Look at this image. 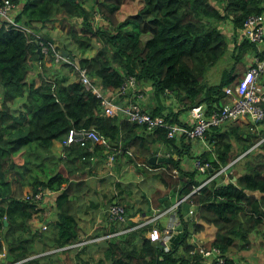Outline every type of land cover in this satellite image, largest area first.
I'll use <instances>...</instances> for the list:
<instances>
[{
	"label": "trees",
	"instance_id": "obj_1",
	"mask_svg": "<svg viewBox=\"0 0 264 264\" xmlns=\"http://www.w3.org/2000/svg\"><path fill=\"white\" fill-rule=\"evenodd\" d=\"M12 3L19 7L18 0ZM128 5L138 6L135 15L116 23V14ZM99 13L112 28L97 23ZM259 15L264 16V0H23L12 22L1 20L0 255L5 256L0 264L53 262L55 253L47 252L61 249L68 254L80 250L68 264H205L200 255L190 254L197 246L193 236L204 230L203 224L216 228L213 240L205 245L217 248L224 264H235L231 255L257 246L264 239V121L259 124L260 133L240 122L211 128L203 138L208 149L195 157L192 152L202 143L200 139H169L165 128L149 132L125 120L121 113L105 116L100 100L78 78L79 70H86L92 85L101 86L116 99L124 97L117 94L124 81L134 77L139 86H149L158 100L155 107H148L152 117L184 124L180 115L195 106H204L209 114L228 102L224 88L237 80V64L246 55L252 53L264 60L258 45L248 39L239 41L247 18ZM51 21L63 25L79 56L68 50L65 42L39 33ZM223 23L232 27L235 62L223 72L219 84L210 85L205 79L207 71L226 57L230 46L220 28ZM46 37L60 46L54 48ZM94 39L101 47L86 57ZM40 43L49 55L55 56L60 47L69 51L58 65L71 68L74 80L68 74L48 80L44 74L38 86L29 83L34 63L43 73L48 71ZM171 93L178 103L176 112L164 105L163 97L169 98ZM19 99H24L23 103L14 107ZM72 128L94 131L103 143L72 144L55 156L51 150L54 142L62 144ZM157 146L164 149V156L170 155L168 162H149L157 155ZM106 150L114 155L117 169H121L120 157L126 158V164L133 165L134 178L138 174L141 181L152 177L163 184L167 192L159 198L158 211L169 208L170 198L164 201L168 191V196L171 193L178 200L188 196L177 207L181 230L169 240L168 250L148 238L158 223L135 228L140 222L132 220L124 226L134 228L128 233L70 248L81 241L76 215L87 182L94 175L93 161L106 158ZM185 157L209 168L204 174L195 167L184 168ZM226 167L225 174L200 188ZM12 171L20 178L15 187L9 178ZM24 187H30V199L23 194ZM40 193L41 199H34ZM47 196L53 202L51 209L42 207ZM120 203L117 200L116 204ZM125 209L130 218L139 212L149 213L147 206L133 209L128 203ZM191 209L192 218L187 216ZM49 210L53 215L46 218ZM88 253L90 257H81Z\"/></svg>",
	"mask_w": 264,
	"mask_h": 264
},
{
	"label": "built area",
	"instance_id": "obj_2",
	"mask_svg": "<svg viewBox=\"0 0 264 264\" xmlns=\"http://www.w3.org/2000/svg\"><path fill=\"white\" fill-rule=\"evenodd\" d=\"M15 10V4L12 0H5L0 4V21L8 20L13 21V13ZM98 20V17L96 18ZM264 16H250L247 18L244 24V28L240 30L241 39H248L250 42L256 45L262 44L264 40ZM41 52L45 58L49 56V51L46 46L40 43ZM59 52L55 53L54 63L59 64L65 61ZM264 75V60H260L255 57L247 71L243 74L242 78L234 84V86L224 88V93L228 97V102L224 104L219 110L213 111L209 114L206 113L205 107L200 105L192 108L189 111V116L184 124L169 123L163 117H152L141 106V102L134 100L127 104L117 105L107 95V91L102 89L99 85H92L91 78L86 70H79V81L87 88L90 89L101 103V111L105 116H115L118 113L123 115V118L132 124L144 127L145 130L152 132L158 128L167 129V138H176L185 136L188 139L203 140L205 133L211 128L221 127L225 124H231L235 122L243 121L247 119L251 128L258 130V127L264 121V86L261 84V80ZM137 82L134 77H128L121 85L117 94H123L124 96L129 93L135 94L137 92ZM138 97H141L138 94ZM115 98V97H114ZM113 98V99H114ZM89 142L102 144L103 140L94 131L70 129L66 140L62 143L63 147H68L72 144H79L85 146ZM92 151L93 149L90 148ZM167 154V158H169ZM109 162L114 161V156L111 154L108 158ZM195 169L204 174L209 168L208 164H202L198 160L193 165ZM226 168L221 169L217 174L207 179L202 183L200 188L213 180L215 177L221 174H225ZM231 170V169H230ZM177 174V171H174ZM228 174V171H227ZM34 198V197H31ZM188 196L176 201V204L168 209L154 213L151 217L143 218L140 224L135 228L141 227L149 223H157L158 220L167 213L175 214L177 207L186 200ZM26 199H30L29 196ZM36 200L41 199V193L35 196ZM107 214L110 223L122 226L117 232L103 236L102 238H95V240H105L108 238L116 237L125 233H128L134 228H124L128 220L132 218L128 217L126 209L120 204H110L107 209ZM193 210L188 213V217H191ZM193 216V215H192ZM138 223V222H136ZM180 227L178 219H174L172 223L165 226L162 229L154 228L148 232V238L153 242L161 244L162 248L168 250V242L176 233V230ZM95 242V241H93ZM91 243V242H89ZM85 244L84 241L78 242L71 246L81 247ZM63 250V249H61ZM58 251V250H56ZM47 253H55L54 251H48ZM192 256L200 255L204 259L205 264H224L225 258L221 255L220 251L214 247H207L205 244H197L196 248L190 252ZM5 255H0V258H4Z\"/></svg>",
	"mask_w": 264,
	"mask_h": 264
},
{
	"label": "crops",
	"instance_id": "obj_3",
	"mask_svg": "<svg viewBox=\"0 0 264 264\" xmlns=\"http://www.w3.org/2000/svg\"><path fill=\"white\" fill-rule=\"evenodd\" d=\"M18 1H19V7H16V5H15L16 11L13 13V18L21 10L23 0H18ZM52 22L54 23L57 21H51L49 23H52ZM49 23H47V24H49ZM47 24H45V25H47ZM45 25L40 29V31H39L40 34L45 33L43 30L48 29V28L43 29L45 27ZM228 25H229V27H231L230 23H228ZM263 25H264V22H263ZM231 30H232V27H231ZM55 31H57V30L54 29L53 31H51L50 36H52L53 39H61V38L56 37L57 35L54 34ZM240 40H241V38H240ZM263 42H264V40H263ZM263 42H262V44H263ZM65 44H67V43H65ZM262 44L257 46V49L259 51H264V49L262 48ZM68 50H72V52H73V48H71L70 46H68ZM255 57L256 56L252 53H249L248 55L245 56V60H246V62H248V67L251 65V63L255 59ZM35 65H36V63H35ZM45 65H46V68L49 69V67H48L49 65L48 64H45ZM38 67H39V65H38ZM55 67L59 68V65L55 64ZM48 72H49L48 75H46L45 73L42 72L41 68L38 72H31V74L29 75V79H28L29 83H34L35 85L38 86L40 83V78H42V76H44V74L47 76L48 80H51V79L56 78V77L61 79L64 75L62 72L61 73H51V70H48ZM69 79L71 80L70 76H69ZM239 80L240 79H238L237 82ZM261 84L264 86V75H263V78L261 80ZM136 89H137V92L135 94L130 93L124 97L112 99V101L115 104H127L131 101L137 100V101L141 102V106L143 107V109L146 112L148 111V107L150 105H152L153 107L156 106V104L158 103V100L153 98L152 91H151V88L149 86L142 87V86H139L137 84ZM138 94L141 97H138ZM19 100L22 101L21 103H23V101H24V99H19ZM163 101H164V105L166 107L173 108V111L176 112L179 109V107L175 101V97L172 96V93L170 94L169 98L163 97ZM188 116H189V111L187 113L181 114L179 119L182 122H186V119ZM121 117L122 116H119L120 119H122ZM240 123H244V124L249 125V121L247 119L240 121ZM260 128H261V126L258 127L259 133L261 131ZM155 151H157L156 156L158 158L167 157V155H165V156L163 155L164 149L161 146H157ZM62 152H63L62 144L60 142H54V144L52 146V153L55 156L59 157L62 155ZM201 152L202 151H200L199 153H201ZM104 155H106V158L96 159L95 161H93V165H92L91 169H92V172L94 175L87 182L86 192L83 193L84 196L79 200V207L80 208H79V213L76 215V217H77V220H78V223L80 226L79 239H81V240L87 238L91 234H94V236L102 235V236H99V238H102L103 236L109 235L112 231L118 230L120 228L119 225H116L114 223L112 225L109 222V218H108V214H107V209H108L107 204L110 202L109 200L111 198L117 196L116 199L112 203H116L117 200L120 202L124 201L125 203L131 204L133 209H138V208H142V207L147 206L148 212L151 213L149 211V205H148V203H144L142 195L145 193V197H146L145 200L147 201V199H149L151 202L150 203L151 209L154 211H157L159 209L158 208L153 209L155 207H153V205H152L153 201L157 197V191L161 190V191L167 192V190L165 189L163 184L155 178L149 177L148 179L141 181L142 180L141 176L138 174H137L136 178H134L135 171H134L133 165L130 163L126 164V158L120 157L118 163L122 164V165H121V169L119 170L116 168V165H117L116 160H114L112 163L109 162L108 158L111 154L109 153L108 150H106L104 152ZM263 155H264V153H263ZM191 160H193V159H191ZM191 160L186 158V157L184 158V162H187V163H189ZM184 162H183V164H184ZM161 163H163V162H161ZM191 167H193V164L190 165V168ZM106 168L107 169L109 168V170H110L109 173H107ZM118 172L125 173V175L128 176V180H126L124 182L121 181L118 178V176H119L117 174ZM230 173H231V171L228 172V174H230ZM236 177L233 178V181H236ZM92 179H95V181H97L96 185H94V186L91 185L93 182V181H91ZM105 183H106V185H105ZM109 184H110V186H108ZM118 185H120V186H118ZM112 187H113V191H112ZM119 187H121V188H119ZM115 188L117 189L118 192H114ZM120 191H122V192H120ZM28 193H30V187H24L23 188V194L25 196H27ZM147 194H148V196H146ZM168 195H169V191L167 193L166 201L170 198V202H171V204L169 206V208H170L176 204V201L178 199L176 198V196L173 197L171 193H170V196H168ZM254 195L257 197L261 196L258 193H254ZM50 199H51L50 196L43 198L44 204L42 205V207L45 208L48 206L51 209L53 202H52V199L51 200ZM163 210H165V209H163ZM90 211H94L95 214L99 213L97 215V218L95 217L96 215ZM149 213H145V214H148V215H145L144 213L139 212V214H137L135 217L132 218V221L136 223V221H134V220H136L138 218V216H141L142 217L141 219H143V218L151 217L155 212L152 213L151 215ZM175 214H176V212H175ZM175 214L167 213L164 216H162L157 222L158 227L162 228L161 226L165 227V226L169 225L170 223H172L174 221V219H177ZM52 215H53V212L49 210L48 212H46L45 217L48 218ZM49 219H51V218H49ZM199 223L203 224L201 222H198V224ZM203 225H204V230L202 232L200 231V232L196 233L193 236V241H195L196 245L202 244V243L207 244L210 241H212L214 236H215L216 228L214 226L209 225V224H203ZM45 226H46V223H43L42 227H45ZM111 226H114V227H111ZM35 229H36V227H35ZM90 237H93V236H90ZM260 242H261V245L259 244ZM263 242H264V239L260 240L258 243L259 245L257 244V246H255L251 250L245 251L244 253L243 252H241V253L237 252L238 254L231 255V257L234 260V263L235 264H264V243ZM63 250H58V251L53 250L55 252V255H54L55 257L53 258L54 261L53 262L46 261V262H43V264L73 263L75 260L74 256L76 255V253L71 252L68 254V253H64ZM81 257H83V256H81ZM65 261H66V263H65Z\"/></svg>",
	"mask_w": 264,
	"mask_h": 264
},
{
	"label": "rangeland",
	"instance_id": "obj_4",
	"mask_svg": "<svg viewBox=\"0 0 264 264\" xmlns=\"http://www.w3.org/2000/svg\"><path fill=\"white\" fill-rule=\"evenodd\" d=\"M89 4H91L90 2H88V5ZM137 7L138 6H134V5H128V6H125V7H122V9L120 10V12L119 13H117L116 14V16H115V21H116V23H121V22H123L124 20H126L128 17H130V16H133V15H135V13H136V9H137ZM100 14V13H99ZM100 16H101V19H99L98 21H97V23L98 24H102L103 26H107V27H109V28H112V26H108V23H107V21L104 19V17L100 14ZM55 23V24H54ZM52 22V23H49V24H47V25H45V27L43 28V29H45V28H48L47 30L45 29V30H43L45 33H48V34H50V32L51 31H53L54 29H56L57 31H55L54 32V34H56L57 36V38H61V39H58V41L60 42H65V43H67L68 44V46H70L71 48H73V53H75L77 56H79L78 55V50L73 46V45H70L71 44V39H70V36L67 34V32H66V30L64 29V27H63V25L61 24V23H59V22ZM220 28H221V30L225 33V36H226V38L228 39V41H229V50H228V52H227V54H226V57H223L222 58V60H220L218 63H217V65L216 66H214L213 68H211L209 71H207V74H206V76H205V79H206V81L208 82V84H210V85H215V84H219V82H220V80H221V77H222V74H223V72L226 70V69H229L230 68V66L231 65H233L234 64V62H235V60H234V58H233V48H234V45H233V42H234V40L232 39V30H231V27H229V25H228V23H223V24H221V26H220ZM63 38H64V40H63ZM147 37L145 36V37H142V39L143 40H145ZM240 40V39H239ZM92 48L91 49H89L88 51H87V53L85 54V56L86 57H91V56H93L94 54H95V52L101 47V42H99L98 40H96V39H94L93 40V42H92ZM262 48L264 49V42H263V44H262ZM53 54H51V55H49L47 58H45V62H44V67L46 68V65L45 64H48L49 66V69L48 70H51V73H63V74H68L70 77H71V79L72 80H74L75 78L74 77H76V74H75V72H72L71 71V68L69 69V68H66V67H62V66H59V68H56L55 67V63L52 61V58H53ZM244 60H242V62H240V63H238L237 64V69H236V74H237V80L238 79H240L241 77H242V75L246 72V70L248 69V62H246V60H245V58H243ZM36 66V67H35ZM40 70V68L38 67V65L36 64L35 65V63H34V67H33V72H38ZM46 70H47V68H46ZM48 71H45V74L46 75H48ZM236 80V81H237ZM235 81V82H236ZM235 82L232 84V86L235 84ZM1 100H2V97H1V95H0V103H1ZM22 101L21 100H18L16 103H15V105H14V107L16 106L17 108H18V106H20L22 103H21ZM177 103V102H176ZM19 104V105H18ZM18 105V106H17ZM177 105H178V103H177ZM236 123L237 122H235V123H231V124H227V125H236ZM260 130H261V128H260ZM253 131H254V133H259V131L258 130H256V129H253ZM200 142H202L201 144H200V146H197V150L195 151V150H193V152H192V155L193 156H195V157H198L199 156V152L200 151H203V149H208L207 148V146L206 145H204L205 144V141H204V139L203 140H201ZM195 141H194V146H195ZM52 150V149H51ZM33 158V157H32ZM191 160V159H190ZM195 161H196V159L195 160H191L189 163H187V162H184V164H183V167L184 168H190V165L191 164H195ZM138 162H141V160H138ZM194 167V166H193ZM106 171H107V173H109V168L107 169L106 168ZM119 176H118V178L121 180V181H125V180H128V179H125V177H124V175H123V172H118L117 173ZM143 177V176H142ZM9 178L12 180V183H13V186L15 187V185H16V181H18V180H20V178H19V175L16 173V172H11L10 174H9ZM91 181H93L92 182V186H94V185H96V182L97 181H95V179H92ZM105 185H106V183H105ZM108 186H110V184L108 185ZM113 186V185H112ZM96 187V186H95ZM112 191H113V187H112ZM114 192H118L117 191V189L115 188L114 189ZM28 194H30V193H28ZM27 194V195H28ZM164 194H166V192L165 191H161V190H158L157 191V197H156V199L153 201V207H155V208H158L159 206H160V204H159V198H161ZM117 197V196H116ZM112 199V198H111ZM110 199V200H111ZM109 200V201H110ZM120 205L121 206H123L124 208H126L127 207V205H128V203H125L124 201H122L121 203H120ZM110 206V204L108 203L107 204V207H109ZM47 209H50L48 206L46 207ZM159 208H161V206L159 207ZM90 212H92L93 214H95V212L94 211H90ZM99 214V213H98ZM98 214H95L96 216V218H97V215ZM152 213H150V215H151ZM193 215V214H192ZM192 215H191V217L190 218H192ZM189 216V215H188ZM141 216H138V218L136 219V220H134V221H136V222H140L141 221ZM161 226V225H160ZM120 228L119 229H121V227L122 226H119ZM162 228H164L163 226H161ZM190 227V229L192 230V227H191V225L189 226ZM154 228H158L159 230H160V228L158 227V226H155ZM90 236H94V234H91ZM90 236H88L87 238H85V239H83V241L85 242V243H89V242H93V241H95V242H100V241H102V240H95V238L94 239H88V238H90ZM99 236H102V235H99ZM195 240V239H194ZM194 243H195V241H194ZM76 254L77 253H79L80 252V250L78 251V250H75L74 251ZM90 252H92V254H91V257H92V255H93V250H91ZM241 252H245V251H241ZM241 252H238V253H241ZM238 253H236V254H238ZM81 256H84V257H86V258H88V257H90V255H89V253L88 254H81ZM74 258H75V256H74Z\"/></svg>",
	"mask_w": 264,
	"mask_h": 264
},
{
	"label": "water",
	"instance_id": "obj_5",
	"mask_svg": "<svg viewBox=\"0 0 264 264\" xmlns=\"http://www.w3.org/2000/svg\"><path fill=\"white\" fill-rule=\"evenodd\" d=\"M50 44H53V46H54V48H56V47H59L60 45H59V43H54V41H53V39L52 38H49V37H46L45 38ZM37 52H39V50H37ZM59 54L63 57V58H67L68 56H69V51L67 50V49H65V48H62V47H60L59 48ZM242 157V156H241ZM241 157H239L238 159H240ZM237 159V160H238ZM168 160H169V158H167V157H160V158H158L157 156H151L150 158H149V162L151 163V164H156V163H161V162H168ZM237 160H235L233 163H235ZM231 170H229L228 172H230ZM144 196H145V193L143 194ZM166 200V198L164 199V201ZM147 201H148V205H149V211L151 212V213H154L155 211L154 210H152L151 209V202H150V200L149 199H147ZM178 230H181V227H179L178 228ZM162 248V247H161Z\"/></svg>",
	"mask_w": 264,
	"mask_h": 264
},
{
	"label": "clouds",
	"instance_id": "obj_6",
	"mask_svg": "<svg viewBox=\"0 0 264 264\" xmlns=\"http://www.w3.org/2000/svg\"><path fill=\"white\" fill-rule=\"evenodd\" d=\"M28 196V195H27ZM113 204V203H112ZM157 212H159L158 210L157 211H155V213H157ZM98 238V237H97ZM83 240H81L80 242H82Z\"/></svg>",
	"mask_w": 264,
	"mask_h": 264
},
{
	"label": "bare ground",
	"instance_id": "obj_7",
	"mask_svg": "<svg viewBox=\"0 0 264 264\" xmlns=\"http://www.w3.org/2000/svg\"><path fill=\"white\" fill-rule=\"evenodd\" d=\"M196 107V106H195ZM264 243V242H263Z\"/></svg>",
	"mask_w": 264,
	"mask_h": 264
}]
</instances>
